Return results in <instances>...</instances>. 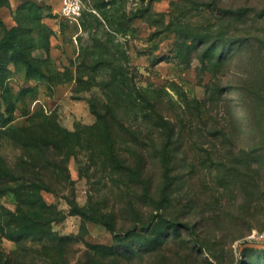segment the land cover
I'll list each match as a JSON object with an SVG mask.
<instances>
[{"label": "rangeland", "instance_id": "obj_1", "mask_svg": "<svg viewBox=\"0 0 264 264\" xmlns=\"http://www.w3.org/2000/svg\"><path fill=\"white\" fill-rule=\"evenodd\" d=\"M84 3L72 22L59 0H0V170L42 181L64 238L16 241L3 220L0 264H264V0ZM121 65L177 129L168 171L164 129L122 112ZM133 149L144 183L114 155ZM0 206L18 201L7 191Z\"/></svg>", "mask_w": 264, "mask_h": 264}, {"label": "trees", "instance_id": "obj_2", "mask_svg": "<svg viewBox=\"0 0 264 264\" xmlns=\"http://www.w3.org/2000/svg\"><path fill=\"white\" fill-rule=\"evenodd\" d=\"M217 47L218 43L214 44L212 48L215 50ZM223 57L224 56L220 55V58L217 60L224 63ZM113 69L115 70V74H113L111 77L112 85L126 87L122 94H116V97L123 108L122 112L127 115L129 119L140 118L143 120V122L153 123L154 127L159 126L161 129H164L167 140L164 143L159 156L161 163L165 167V170L168 171L170 168L168 150L172 146L173 140L176 136V127L173 128L171 123L161 114L159 111L160 108H157L158 106L155 100L151 99V97L146 93L139 92V90H133L130 83L131 79L127 75L128 72H126L124 66L121 65L117 68L114 67ZM116 69L120 70V72H117ZM138 92L140 93V96L136 95ZM215 93L216 88L210 96L212 104L214 101L217 102V98L214 96ZM144 103L149 104V107L143 106ZM115 108H118V106H115ZM93 112L96 113L99 118L102 117L98 110L93 108ZM122 123L124 124V122ZM107 128L110 130L109 122H107ZM41 142L42 141L38 138V136H30V138L24 140V142L21 139V143L23 144L25 150L24 155H28L29 163H32V161L35 163L37 160L34 155H31V153L32 151H36L37 153L41 152V147H43ZM134 153L136 156H134ZM114 155L116 156L118 162H120L122 171L127 172L132 180L138 182V184L144 183L145 180L143 179V172L145 170L144 161L146 157L144 150H142L140 153L138 149H133L131 154H128L127 157H121L117 153H114ZM31 165L32 167H35L36 163ZM8 177H11L13 180L19 181L21 183L16 186L8 187L4 182L8 179ZM37 178V176H28L26 174L18 175L7 170L0 172V195L6 193L7 191H11L18 201V210L15 212L0 206V222L4 220L7 223H11V225L15 227L13 230L14 232L11 233V236L16 241L22 240L29 236L38 240L45 239L48 242L60 240V243H62L64 238L55 235L52 229V223L59 219V212L52 205H48L45 201H43L41 192L46 186L41 184L42 181H39L38 183ZM144 194L147 196L150 195L146 189ZM75 211L89 221L102 223L113 231H117L115 220L113 219L107 220L102 214L97 215L94 212L91 213L85 208L76 207ZM174 224L179 225L177 223ZM157 242L163 244L164 240L161 238H156L154 243Z\"/></svg>", "mask_w": 264, "mask_h": 264}, {"label": "built area", "instance_id": "obj_3", "mask_svg": "<svg viewBox=\"0 0 264 264\" xmlns=\"http://www.w3.org/2000/svg\"><path fill=\"white\" fill-rule=\"evenodd\" d=\"M60 9L57 15L69 21H78L84 14V0H59Z\"/></svg>", "mask_w": 264, "mask_h": 264}]
</instances>
